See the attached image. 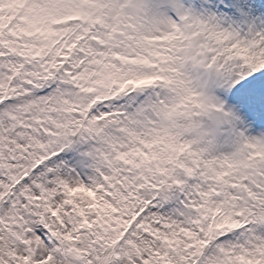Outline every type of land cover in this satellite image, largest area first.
I'll return each instance as SVG.
<instances>
[{
	"label": "snow or ice",
	"instance_id": "obj_1",
	"mask_svg": "<svg viewBox=\"0 0 264 264\" xmlns=\"http://www.w3.org/2000/svg\"><path fill=\"white\" fill-rule=\"evenodd\" d=\"M0 264H264V0H0Z\"/></svg>",
	"mask_w": 264,
	"mask_h": 264
}]
</instances>
